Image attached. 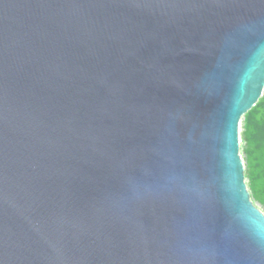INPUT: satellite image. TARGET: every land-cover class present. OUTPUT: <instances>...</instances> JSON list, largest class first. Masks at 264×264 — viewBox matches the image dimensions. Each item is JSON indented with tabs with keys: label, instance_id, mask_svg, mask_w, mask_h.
<instances>
[{
	"label": "water",
	"instance_id": "95a60500",
	"mask_svg": "<svg viewBox=\"0 0 264 264\" xmlns=\"http://www.w3.org/2000/svg\"><path fill=\"white\" fill-rule=\"evenodd\" d=\"M263 91L264 0H0V264H264Z\"/></svg>",
	"mask_w": 264,
	"mask_h": 264
},
{
	"label": "trees",
	"instance_id": "16d2710c",
	"mask_svg": "<svg viewBox=\"0 0 264 264\" xmlns=\"http://www.w3.org/2000/svg\"><path fill=\"white\" fill-rule=\"evenodd\" d=\"M245 178L253 201L264 210V94L243 116Z\"/></svg>",
	"mask_w": 264,
	"mask_h": 264
},
{
	"label": "rangeland",
	"instance_id": "374dc122",
	"mask_svg": "<svg viewBox=\"0 0 264 264\" xmlns=\"http://www.w3.org/2000/svg\"><path fill=\"white\" fill-rule=\"evenodd\" d=\"M264 94V91H263ZM243 118L240 120L239 125H238V139H239V154L242 158L243 163L245 164V156H244V141H243ZM246 184H247V179L245 178ZM252 199V198H251ZM253 201V199H252ZM254 205L264 214L263 207L258 203L253 201Z\"/></svg>",
	"mask_w": 264,
	"mask_h": 264
}]
</instances>
